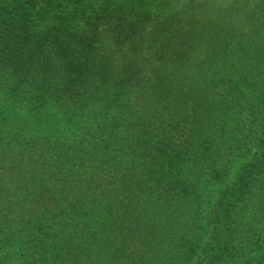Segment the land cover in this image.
Segmentation results:
<instances>
[{"label": "rangeland", "instance_id": "obj_1", "mask_svg": "<svg viewBox=\"0 0 264 264\" xmlns=\"http://www.w3.org/2000/svg\"><path fill=\"white\" fill-rule=\"evenodd\" d=\"M181 2L0 0V264H264V168L235 183L264 143V0L246 32ZM91 97L96 126L70 117ZM65 117L99 152L39 133Z\"/></svg>", "mask_w": 264, "mask_h": 264}, {"label": "trees", "instance_id": "obj_2", "mask_svg": "<svg viewBox=\"0 0 264 264\" xmlns=\"http://www.w3.org/2000/svg\"><path fill=\"white\" fill-rule=\"evenodd\" d=\"M92 98V97H91ZM92 101L90 102L91 105H89L87 102V100L85 101H81L82 107L80 109H76L72 112V115H70V117H86L88 118V122H93L94 125L96 126V121H98L99 123H103L105 122V116L107 115V113L105 112L106 109H103L100 112H97L98 109L101 108V104L100 101L98 102V104L96 103V101L92 98ZM96 108V109H95ZM104 113V114H102ZM70 117H65L64 119L61 120H57V123H53L55 121V118H52V120L50 121V118H46L43 119L42 118V122H40V124L42 125V128L40 127L39 133L40 132H48L51 133V130H54V132H56V128H57V132L59 134V137L64 139V145L66 146L68 144V148L72 149L73 145H71L70 143H75V146H77L81 152H82V160H84V158H86V155H92L94 156L96 152L98 151V148H100L98 145L97 147H94L93 144L86 146V148H88L87 150H94L96 152H87L84 153L83 150V146L85 143V139L81 137L80 142L78 144H76V138L75 137H71L73 135H75L76 133V129L77 126H75V129L73 128L75 123L73 124L71 121ZM103 126H99L97 127V133L100 132V130L102 129ZM120 126L117 125V123L111 122L109 125L104 126V128L106 129H110V131L115 132ZM89 130V129H88ZM88 134L87 132L84 133L83 135ZM91 139L93 138L92 136L90 137ZM66 142H70V143H66ZM91 142V140H90ZM97 144V143H96ZM256 159V161L246 164L242 170L239 171V176L237 177V179L235 180V183H247V179L249 176V173L251 174L255 169L257 170L258 168H264V143L259 145V155L256 156L254 158V160ZM96 185V189L97 188H101V184L100 183H94ZM88 189V187H87ZM94 202H98L96 204V206H90L88 207L84 217H87V220L84 224H81L78 220H75L73 223L69 224V225H63V230L65 232H67L69 235L66 236L67 239H69L74 233H78L81 236H84L85 234L90 235V227L92 225L95 224L94 222V218L95 217H99L102 215H106L105 210H110L108 209V207H110V203H106V199H94ZM95 216V217H94ZM83 217V218H84ZM44 244V243H43Z\"/></svg>", "mask_w": 264, "mask_h": 264}, {"label": "clouds", "instance_id": "obj_3", "mask_svg": "<svg viewBox=\"0 0 264 264\" xmlns=\"http://www.w3.org/2000/svg\"><path fill=\"white\" fill-rule=\"evenodd\" d=\"M256 0H182L177 5L180 10L190 11L202 20H225L237 31L248 30L246 17L251 15Z\"/></svg>", "mask_w": 264, "mask_h": 264}]
</instances>
